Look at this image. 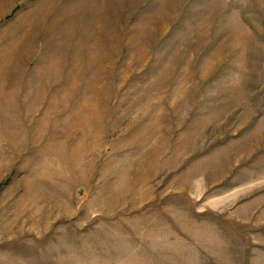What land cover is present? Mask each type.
<instances>
[{
  "label": "rangeland",
  "instance_id": "374dc122",
  "mask_svg": "<svg viewBox=\"0 0 264 264\" xmlns=\"http://www.w3.org/2000/svg\"><path fill=\"white\" fill-rule=\"evenodd\" d=\"M0 264H264V0H0Z\"/></svg>",
  "mask_w": 264,
  "mask_h": 264
}]
</instances>
